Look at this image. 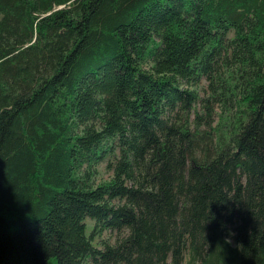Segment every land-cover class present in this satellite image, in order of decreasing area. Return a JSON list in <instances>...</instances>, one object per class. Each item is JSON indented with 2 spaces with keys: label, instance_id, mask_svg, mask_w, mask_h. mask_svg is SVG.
Wrapping results in <instances>:
<instances>
[{
  "label": "trees",
  "instance_id": "trees-1",
  "mask_svg": "<svg viewBox=\"0 0 264 264\" xmlns=\"http://www.w3.org/2000/svg\"><path fill=\"white\" fill-rule=\"evenodd\" d=\"M0 264H264V0H0Z\"/></svg>",
  "mask_w": 264,
  "mask_h": 264
},
{
  "label": "rangeland",
  "instance_id": "rangeland-1",
  "mask_svg": "<svg viewBox=\"0 0 264 264\" xmlns=\"http://www.w3.org/2000/svg\"><path fill=\"white\" fill-rule=\"evenodd\" d=\"M99 171H100V179L101 178H104V179H107L108 178V175L109 173L106 171L105 169V164H102L99 166ZM86 224H87V229H88V232H92V228L94 226V222L90 219H87L86 220ZM114 237L115 235L113 234H110L108 232H104L102 237L101 238H98L94 243L99 246V243L103 240H111L113 241L114 240Z\"/></svg>",
  "mask_w": 264,
  "mask_h": 264
}]
</instances>
